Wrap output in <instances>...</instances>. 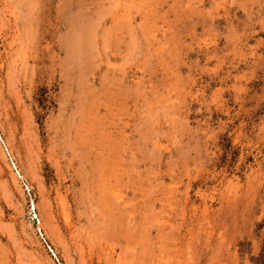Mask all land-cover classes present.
<instances>
[{"label":"rangeland","instance_id":"374dc122","mask_svg":"<svg viewBox=\"0 0 264 264\" xmlns=\"http://www.w3.org/2000/svg\"><path fill=\"white\" fill-rule=\"evenodd\" d=\"M0 264H264V0H0Z\"/></svg>","mask_w":264,"mask_h":264}]
</instances>
